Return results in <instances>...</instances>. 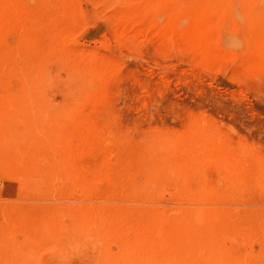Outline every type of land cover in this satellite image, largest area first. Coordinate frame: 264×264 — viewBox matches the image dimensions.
Instances as JSON below:
<instances>
[{"label":"rangeland","instance_id":"obj_1","mask_svg":"<svg viewBox=\"0 0 264 264\" xmlns=\"http://www.w3.org/2000/svg\"><path fill=\"white\" fill-rule=\"evenodd\" d=\"M0 264H264V0H0Z\"/></svg>","mask_w":264,"mask_h":264},{"label":"bare ground","instance_id":"obj_2","mask_svg":"<svg viewBox=\"0 0 264 264\" xmlns=\"http://www.w3.org/2000/svg\"><path fill=\"white\" fill-rule=\"evenodd\" d=\"M79 146V145H78Z\"/></svg>","mask_w":264,"mask_h":264}]
</instances>
